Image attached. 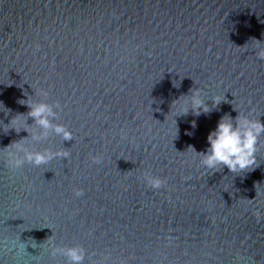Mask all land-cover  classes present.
Wrapping results in <instances>:
<instances>
[{"label":"water","instance_id":"water-1","mask_svg":"<svg viewBox=\"0 0 264 264\" xmlns=\"http://www.w3.org/2000/svg\"><path fill=\"white\" fill-rule=\"evenodd\" d=\"M256 40L264 0H0V127L26 125L0 129V264H69L51 244L82 247V264H264V134L241 172L193 151L224 115L264 124ZM41 89L72 140L30 150L70 156L12 169L10 145L39 132L17 101ZM191 89L224 100L176 135L170 104Z\"/></svg>","mask_w":264,"mask_h":264},{"label":"clouds","instance_id":"clouds-1","mask_svg":"<svg viewBox=\"0 0 264 264\" xmlns=\"http://www.w3.org/2000/svg\"><path fill=\"white\" fill-rule=\"evenodd\" d=\"M257 41V40H256ZM255 55L264 60V44L257 41ZM174 87H179V84L173 83ZM36 95L44 98L40 102L28 99H18L17 103L26 105L29 108L28 116L32 117L35 124L38 126L39 132L34 129L27 128L30 133L29 139H22L19 142L10 145V150L7 154L9 167L19 169L25 163H30L34 166L46 165L49 161L56 158L68 159L70 153L66 150H51L44 149L43 151L30 150L32 142H40L48 138L50 133L61 137L63 141L72 140L71 131L63 124L53 123L57 118L59 104L53 102L46 103L45 99L48 96L47 91L41 89L35 92ZM27 93H25V96ZM211 100V106L206 102ZM224 98L220 96L208 97L200 89H191L189 94L181 95L173 100L170 104L167 116L174 124L176 135L178 133L177 117L186 116L191 112L194 116H200L202 113H209L212 108L218 106ZM9 111L6 109L3 102H0V111ZM10 127L19 131L22 127H26L22 115H17L10 122ZM9 126H2L4 132H7ZM193 128L196 127V122H191ZM191 135V132H186ZM264 134V124L259 119L251 118L250 116L239 113L233 120L232 117L224 115L219 119L214 129L210 130L206 140L207 147L203 152H197L192 146H189L199 157L200 164L203 168L215 171L222 166H226L231 172H241L252 169L256 164V152L258 140ZM29 145V146H26ZM22 154V155H18ZM146 183L153 189L161 187L163 181L158 177L145 174ZM79 191L76 195H80ZM25 245V250H26ZM51 255H63L67 257L69 264H82L85 256V250L79 246L73 247H58L51 244ZM15 250V249H14Z\"/></svg>","mask_w":264,"mask_h":264}]
</instances>
